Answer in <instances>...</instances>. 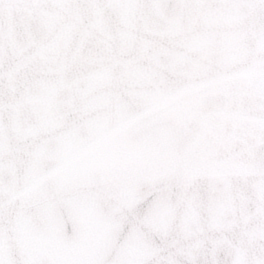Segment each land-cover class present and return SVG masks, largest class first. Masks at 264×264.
<instances>
[{"label": "snow or ice", "instance_id": "1", "mask_svg": "<svg viewBox=\"0 0 264 264\" xmlns=\"http://www.w3.org/2000/svg\"><path fill=\"white\" fill-rule=\"evenodd\" d=\"M0 264H264V0H0Z\"/></svg>", "mask_w": 264, "mask_h": 264}]
</instances>
